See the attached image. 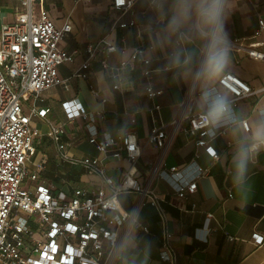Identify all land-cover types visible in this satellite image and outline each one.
<instances>
[{
	"label": "crops",
	"instance_id": "0c3cea01",
	"mask_svg": "<svg viewBox=\"0 0 264 264\" xmlns=\"http://www.w3.org/2000/svg\"><path fill=\"white\" fill-rule=\"evenodd\" d=\"M12 2L11 17L0 15V29L4 23L17 18L20 4L17 0ZM8 3L0 0V6H10ZM152 8L151 0H137L130 11L114 8L113 0L36 2V17L42 9H47L58 26L66 21L72 23V31L63 37L60 46L73 53L74 59L59 67L65 84L54 85L38 97L28 95L24 99L26 112H31L33 107L48 109L46 116L37 114L32 118V125L38 130L35 137L37 150L28 160V166L36 170L39 164H44L39 181L56 191L66 192H72L76 187H105L110 191L102 176L89 173L85 165L73 162L70 157H98L106 165L108 175L116 180L132 169L142 183L152 179L153 186L161 194L168 227L173 232L177 264H264V243L258 246L252 241L255 233L264 235V151L249 165L243 189L238 191L233 184L232 157L237 145L232 129L223 127L226 132L211 140L220 154L218 159L197 145L198 132L192 131L185 115L204 112L199 90L190 92V84L184 76L174 69L165 70V67L169 54L176 48L191 51L194 66L198 64L201 41L187 31L169 40L163 33L166 21H160ZM260 19H264V0H226L225 27L231 51L225 73L238 75L255 90L264 88V60L251 57L247 48L261 42L258 48L264 50ZM131 20L136 25L121 26V22ZM101 40L116 44L118 49L99 51L90 58L88 44ZM136 47H142L151 59L152 85L163 90L154 98L147 94V80L141 65L136 68L121 65L124 60L131 59ZM87 60H90L87 77L78 75ZM104 60L118 71V76L105 69ZM117 83L119 89L114 88ZM215 86L228 98L232 96L219 85V80ZM66 102H71L80 113L94 114V124L100 135L109 133L121 139L128 132L136 133L143 147L138 162L135 164L126 156L116 157L99 151L89 140V121L80 113L70 118ZM234 112L242 120L247 119L250 128L254 126L264 114V90L241 99ZM154 123L165 126L171 138L164 154L166 167H188L189 175L195 172L197 165L209 168V173L198 179V191L189 198L179 197L173 180L153 174L164 153V147L147 143ZM52 124L65 126L63 139L68 144L69 158L62 155L50 137ZM249 135V131L241 129L238 139L246 143ZM120 200L126 210H137L139 221L148 226L149 231L131 223L121 227L122 241L116 263L171 264L162 260L160 254L164 225L158 208L136 191L121 194ZM193 203H197L196 208Z\"/></svg>",
	"mask_w": 264,
	"mask_h": 264
},
{
	"label": "built area",
	"instance_id": "2783aa9c",
	"mask_svg": "<svg viewBox=\"0 0 264 264\" xmlns=\"http://www.w3.org/2000/svg\"><path fill=\"white\" fill-rule=\"evenodd\" d=\"M37 1L19 0L16 20L4 23L0 29V264H117L115 259L122 241L120 228L131 223L149 231V227L139 221L137 210L128 211L122 205L120 195L131 191L139 192L145 201L160 211L164 225L161 258L177 264L173 232L168 227L161 194L153 186L152 179L142 183L136 171L129 169L116 180L108 175L106 165L100 158L70 157L73 162L85 165L89 173L102 176L110 191L105 187H76L72 192H66L56 191L39 181L44 164H39L36 170L29 168L28 160L37 150L35 137L38 135L32 118L37 114L46 116L48 109L33 107L31 112H26L24 99L28 95L38 97L54 85L65 84L59 67L74 59L73 53L60 46L63 37L72 31V23L66 21L58 26L47 9H42L36 17ZM136 1L113 0V7L130 11ZM156 2L151 0L152 6ZM134 25V20L121 22L122 27ZM260 31H264V19H260ZM261 44L256 42L247 48L251 57L264 60V50L258 48ZM117 49L116 44L106 40L87 46L90 58L99 51L112 52ZM138 64L147 80L148 96L154 98L160 95L163 90L151 83V59L144 54L142 47H136L131 59L124 60L121 65L136 68ZM103 65L110 74L119 75L106 60ZM89 66L90 60H87L77 74L87 77ZM219 85L232 94L229 100L233 110L241 99L264 90L253 89L247 81L232 72L223 74ZM114 88L119 89L120 84H115ZM214 88L217 90V86ZM96 94L100 95L99 92ZM65 106L70 118L80 113L71 102H66ZM80 114L89 121V140L99 151L116 157L126 156L135 164L138 162L143 147L136 133L128 132L121 139L109 133L100 135L94 124L95 115L88 112ZM202 114H186L185 118L189 119L192 131L198 132L197 145L203 146L218 159L220 154L211 140L224 134L226 129L222 127L215 130V135L210 134L202 126ZM244 121L250 128L248 120ZM65 133V126L60 124H52L49 130L62 155L69 158L66 152L68 144L63 139ZM170 140L165 126L152 125L147 143L164 147L163 157L154 167L153 174L170 178L176 184L179 197L189 198L198 191V179L207 175L209 168L197 165L195 172L189 175L188 167H166L164 154ZM192 206L196 208L197 203ZM209 215L213 216L212 213ZM252 241L258 246L262 245L264 235L255 233Z\"/></svg>",
	"mask_w": 264,
	"mask_h": 264
},
{
	"label": "clouds",
	"instance_id": "9594fccd",
	"mask_svg": "<svg viewBox=\"0 0 264 264\" xmlns=\"http://www.w3.org/2000/svg\"><path fill=\"white\" fill-rule=\"evenodd\" d=\"M166 5L167 9H166ZM152 10L166 20L164 35L170 40L184 32L201 41L200 59L194 66L193 53L176 48L168 56L165 70H176L189 82V91L199 90L204 106L201 123L212 135L222 127L232 129L237 145L233 157V184L243 189L249 165L264 151V114L251 128L234 112L229 98L214 88L230 64L231 42L225 27L226 0H157ZM241 129L250 132L247 142L238 139Z\"/></svg>",
	"mask_w": 264,
	"mask_h": 264
},
{
	"label": "rangeland",
	"instance_id": "374dc122",
	"mask_svg": "<svg viewBox=\"0 0 264 264\" xmlns=\"http://www.w3.org/2000/svg\"><path fill=\"white\" fill-rule=\"evenodd\" d=\"M9 1V5L10 6H0V15L1 16H4V17H11V15H12V13H13V9H14V3L12 2V1H14L15 3H16V0H12V1H10V0H6V2H8ZM18 2V5L20 4V2H19V0H17Z\"/></svg>",
	"mask_w": 264,
	"mask_h": 264
}]
</instances>
